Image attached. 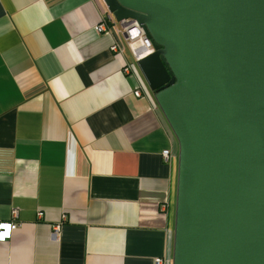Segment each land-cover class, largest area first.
<instances>
[{
    "label": "crops",
    "instance_id": "1",
    "mask_svg": "<svg viewBox=\"0 0 264 264\" xmlns=\"http://www.w3.org/2000/svg\"><path fill=\"white\" fill-rule=\"evenodd\" d=\"M106 11L0 0V264H171L176 141Z\"/></svg>",
    "mask_w": 264,
    "mask_h": 264
},
{
    "label": "water",
    "instance_id": "2",
    "mask_svg": "<svg viewBox=\"0 0 264 264\" xmlns=\"http://www.w3.org/2000/svg\"><path fill=\"white\" fill-rule=\"evenodd\" d=\"M177 145L171 264H264V0H102Z\"/></svg>",
    "mask_w": 264,
    "mask_h": 264
},
{
    "label": "built area",
    "instance_id": "3",
    "mask_svg": "<svg viewBox=\"0 0 264 264\" xmlns=\"http://www.w3.org/2000/svg\"><path fill=\"white\" fill-rule=\"evenodd\" d=\"M112 15L111 11H106V17L105 19H101V21L94 27V31L96 33H105L107 31L106 24L112 22ZM119 25V30L121 33L124 34L125 41L128 44L132 43H139V48L135 50V61L146 55L147 53L152 51L150 42L144 37L143 32L134 21L131 20H124L121 22H117ZM118 46L116 44H112L109 47V50L112 53L117 54L118 53ZM125 70H128L125 69ZM131 71L133 69H130ZM135 96L139 94L138 91H135L133 93ZM161 158L163 161H167L170 158V153L167 150H163L161 152ZM10 220L8 221H0V242H5L9 239L11 232L15 230L18 227V223L16 221L17 218V210L16 209H10ZM42 214L41 212L37 213V216L40 217ZM58 226H55L53 229L54 231H58ZM154 264H165L166 261L163 258H155L153 260Z\"/></svg>",
    "mask_w": 264,
    "mask_h": 264
},
{
    "label": "rangeland",
    "instance_id": "4",
    "mask_svg": "<svg viewBox=\"0 0 264 264\" xmlns=\"http://www.w3.org/2000/svg\"><path fill=\"white\" fill-rule=\"evenodd\" d=\"M175 140V139H174Z\"/></svg>",
    "mask_w": 264,
    "mask_h": 264
}]
</instances>
